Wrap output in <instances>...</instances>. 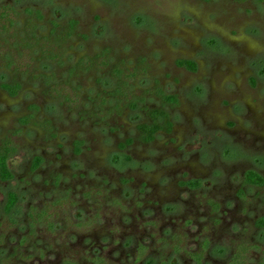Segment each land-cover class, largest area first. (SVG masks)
<instances>
[{
  "label": "rangeland",
  "instance_id": "1",
  "mask_svg": "<svg viewBox=\"0 0 264 264\" xmlns=\"http://www.w3.org/2000/svg\"><path fill=\"white\" fill-rule=\"evenodd\" d=\"M5 5L19 17L15 36L0 35V146L7 138L16 146L14 180L0 181V264H196L203 250L205 264H230L239 245L254 246L249 264H261L264 188L245 175L264 177V0ZM72 20L60 60L18 45L53 40L56 24L62 34ZM8 58L22 69L8 68ZM86 58L98 65L88 69ZM142 60L148 71L130 87L137 107H120L114 70ZM15 83L22 90L12 97L2 86ZM157 86L179 106H164L151 93ZM154 108L170 114L174 131L146 144L138 126L152 122ZM29 116L37 125L20 123ZM191 180L201 186H185ZM10 193L19 198L12 217ZM41 212L47 220L34 223Z\"/></svg>",
  "mask_w": 264,
  "mask_h": 264
},
{
  "label": "trees",
  "instance_id": "2",
  "mask_svg": "<svg viewBox=\"0 0 264 264\" xmlns=\"http://www.w3.org/2000/svg\"><path fill=\"white\" fill-rule=\"evenodd\" d=\"M206 2H209L210 0H203ZM38 18L41 20L42 15L40 13H37ZM19 17V13L16 10V8L12 5H5L0 8V35H8V36H15L16 35V23H17V18ZM77 21L72 20L69 23L68 28L62 32L59 31V27L56 24L55 30L53 31V40L51 37H44L43 39L37 41L35 39L32 40H23V39H16L18 41V45L22 47L23 50L26 49L30 50L32 46H40V50L43 54H50L53 55V58H57L58 60L61 59V54L60 50L62 48H59V44H64L67 43L76 33L77 29ZM35 29L36 25H34L33 21L30 22L29 24V29L28 32L32 33L33 35L35 34ZM51 43L53 45L51 46ZM56 44L58 47H56ZM15 45L17 43L15 42ZM17 45V51L19 50V46ZM57 50V53L55 51ZM20 51V50H19ZM18 51V52H19ZM64 51V47H63ZM63 54V53H62ZM14 58H16V54L13 55ZM108 57V52L103 54L101 58L103 60H106ZM9 59V58H8ZM9 62H7L6 66L11 69H22L23 65L19 62V60H13L9 59ZM85 62V66L90 69L92 67H96L98 65L96 60H92L89 58L84 59L82 63ZM105 65L107 64V61L104 63ZM177 65L180 68H185L188 71L191 72H197L198 70V65L197 63L189 60H179ZM148 71L147 68V62L145 60H142L137 67H135L132 70H125L124 68L117 67L114 70V74L118 77L119 79V86L116 90V93L114 94V97L118 100V105L120 107L124 106H130L131 108H136L137 103L133 102L131 100V92H130V87H132V84L135 83L140 76L146 74ZM2 88L8 92L12 97H16L19 95V93L22 90V85L20 83H15V84H3ZM151 93L158 99L162 101L164 106H174L177 107L179 106V98L174 95H168L164 92L162 87L157 86L154 88ZM149 116L151 118V123L150 124H141L138 126V131L140 132L141 135V141L143 143L149 144L152 143L156 140L157 135L166 132L168 134H171L173 131V122L171 119L170 114L163 108L158 109H150L148 111ZM20 123L22 125H30V124H36L35 119L33 116L25 117L20 120ZM42 127L49 128L50 124L46 123L41 125ZM132 141H128L127 144H131ZM81 143H77V152H80V147ZM122 148L126 147V144L121 146ZM16 153V146L14 142L10 139L7 138L3 141L2 145L0 146V181L3 183L11 182L14 180V174L10 168V159L12 156ZM127 160L129 161L130 158L128 157ZM43 164V159L41 157H37L34 160L33 164V171H37L41 165ZM245 181L248 185L250 186H256L260 188H264V177L261 176L260 174L254 172V171H248L245 175ZM185 186L192 188V189H197L199 188L200 182L199 181H188L185 183ZM19 203V198L16 193H10L7 198V203L5 207V213L9 216L12 217L14 215V212L17 208V205ZM37 217V218H36ZM33 216L34 223H38L40 220H47V214L46 212H41L38 213L37 215ZM259 227L264 228V218L260 219L258 221ZM181 242H179L177 246V253H181ZM207 245L205 246V251H206ZM254 246H246V245H239L235 251L234 257L230 261V264H249V257L250 253L252 250H254ZM204 256L205 252L204 250L200 253H196L192 255V258L195 260L196 264H205L204 263ZM162 264H170L169 262H164ZM261 264H264V258L261 261Z\"/></svg>",
  "mask_w": 264,
  "mask_h": 264
},
{
  "label": "flooded vegetation",
  "instance_id": "3",
  "mask_svg": "<svg viewBox=\"0 0 264 264\" xmlns=\"http://www.w3.org/2000/svg\"><path fill=\"white\" fill-rule=\"evenodd\" d=\"M164 92H165V91H164ZM165 93H166V92H165ZM166 94H167V93H166ZM173 131H174V124H173ZM173 131H172V132H173ZM158 135H159V134H158Z\"/></svg>",
  "mask_w": 264,
  "mask_h": 264
}]
</instances>
